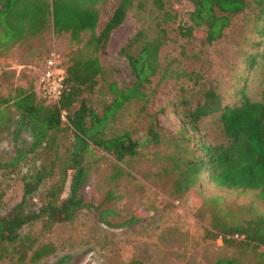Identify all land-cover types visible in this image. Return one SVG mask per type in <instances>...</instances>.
<instances>
[{
    "label": "rangeland",
    "instance_id": "1",
    "mask_svg": "<svg viewBox=\"0 0 264 264\" xmlns=\"http://www.w3.org/2000/svg\"><path fill=\"white\" fill-rule=\"evenodd\" d=\"M90 1L65 0L70 5L66 17L75 23L72 27L90 25L88 21L95 15ZM118 1L106 0L99 6L96 32L108 20ZM139 1L144 2L143 7L137 9L130 4L121 23L93 51L92 56L98 60L101 70L95 77L96 86L88 95L96 114L111 108L114 90L110 87L127 92L135 80L126 54H134L136 47L126 48L127 41L142 29L148 35L153 34L156 24L165 29V39L157 55L158 71L137 88L138 96L128 98L106 120L105 135L129 130L131 139L138 144L137 153L118 163L110 153L92 146L87 178L81 188L87 205L78 209L70 221L50 226L33 221L18 231L20 238H29L32 250L43 244H49L53 250L29 263L32 250L19 260L14 250L16 245L7 244L0 250V264H128L132 260L142 264H212L223 256H235L244 264H253L258 260V253L264 250L258 246L239 252L218 239L204 238V229H211L213 223H216L215 232L218 223L240 224L264 212L255 191L225 189L206 182L192 186L186 196H169L173 175L163 170L168 163L162 155L166 148L161 141L156 144L146 141L149 123L159 133L161 129L175 126L180 108L170 104V100L180 85L190 88L192 78L188 74L197 75L198 79L213 78L220 84L218 91L227 94L233 102L237 100L238 96L233 97L231 92L235 86L229 83L243 71L240 53L245 48L246 33L241 15L231 18L222 38L206 44L196 30L190 39L180 38L178 34L177 26L188 21L193 9L190 0H162L163 10L169 14L165 22L161 21L159 11L152 12L150 0ZM79 36L80 41L75 42L68 30L53 35L47 26L42 33L21 42H0V96L12 94L16 86L34 87L32 70L27 71L20 64L41 65L51 51L59 55L64 66L71 63L75 53L91 55L92 45L84 44L89 33L81 32ZM244 75L239 87L252 99L263 100L264 60H258ZM227 80L230 81L225 85ZM16 122L13 116L12 124L0 129V162H8L32 140L29 127H17ZM209 134L220 139L215 130ZM66 135L58 134L55 140L59 152ZM53 154L54 148L43 144L17 164L0 169V215L19 200L22 177L39 164H46ZM115 166L120 169L117 173H114ZM50 183V179L44 180L38 194ZM131 215L133 218L128 220Z\"/></svg>",
    "mask_w": 264,
    "mask_h": 264
},
{
    "label": "trees",
    "instance_id": "2",
    "mask_svg": "<svg viewBox=\"0 0 264 264\" xmlns=\"http://www.w3.org/2000/svg\"><path fill=\"white\" fill-rule=\"evenodd\" d=\"M74 1L70 0L71 3ZM105 1H90L95 15L88 21V27H72L75 23L66 17L70 5L65 0H0L1 44L21 42L50 26L53 35L68 30L70 39L75 42L80 41L79 33L88 32L84 44L92 45L91 55L75 53L68 66L60 60L65 77L57 102L46 104L30 86H16L12 94L0 96V129L9 127L14 116L17 127L27 125L32 134L28 147L17 150L8 162H0V169L17 164L27 153L43 144L54 148L53 157L46 164H39L22 177L19 200L0 215V250L7 244H15L19 260L26 258L28 251L32 250L29 238H20L18 234L23 225L33 221H41L44 226L67 222L78 209L87 205L81 188L87 178V160L93 155L92 146L110 153L118 163L137 153L138 144L131 139L129 130L121 129L105 135L106 120L128 98L138 96L137 88L158 71V50L166 32L156 24L153 34L148 35L142 29L127 41L126 48L136 47L134 54H126L135 80L127 92H117L111 86L110 89L114 90L111 108L101 115L96 114L88 101V95L97 84L95 77L101 70L98 60L92 56L93 51L121 23L130 4L137 9L144 5L139 0L134 4L132 0H119L108 20L96 32L99 6ZM190 1L193 9L188 21L177 26L180 38H193L191 33L196 30L200 40L210 44L222 38L232 17H242L243 32L246 33L245 48L240 53L243 71L229 83V86H235L231 88L233 97L238 98L235 102L229 100L227 94L218 91L220 84L213 78L203 76L198 79L197 75L188 74L192 78L190 88L180 85L170 100V104L180 108L175 126L161 129L162 133H159L149 123L146 141L153 144L161 141L166 148L162 155L168 163L163 170L173 175L169 196H186L192 186L210 182L220 188L255 191L264 206V89L261 91L263 100H255L239 87L245 71L258 60H264V0ZM149 4L152 12H161L158 14L165 22L169 14L163 10L162 0H150ZM213 130L220 139L210 136L209 131ZM62 133H67L66 142L59 152L55 140ZM115 168L114 173H117L120 169ZM46 179L51 180L50 185L38 194ZM131 218L132 215L128 220ZM215 225L204 229V238L215 240L220 236L224 246L239 252L264 247V212L240 224L218 223L213 232ZM233 233L242 234L243 238L224 236ZM52 250L49 244L34 248L28 256L29 263ZM128 264L142 263L132 260ZM212 264L244 263L235 256H223ZM253 264H264V250L258 253V260Z\"/></svg>",
    "mask_w": 264,
    "mask_h": 264
},
{
    "label": "built area",
    "instance_id": "3",
    "mask_svg": "<svg viewBox=\"0 0 264 264\" xmlns=\"http://www.w3.org/2000/svg\"><path fill=\"white\" fill-rule=\"evenodd\" d=\"M64 77L65 68L60 63L59 55L51 51L44 60V66L37 84V92L46 104L57 102L62 92ZM61 118H63V112ZM224 236L232 239L243 238L242 234L237 233L226 234ZM218 240H220V236H218Z\"/></svg>",
    "mask_w": 264,
    "mask_h": 264
},
{
    "label": "crops",
    "instance_id": "4",
    "mask_svg": "<svg viewBox=\"0 0 264 264\" xmlns=\"http://www.w3.org/2000/svg\"><path fill=\"white\" fill-rule=\"evenodd\" d=\"M44 60L42 61L41 65L38 64V63H25V64H20L19 67H22V68H25L27 71H29V69H31L32 71V75L31 77L33 78V90L35 91V93H38L37 92V84H38V79H39V76H40V73L42 71V68L44 66Z\"/></svg>",
    "mask_w": 264,
    "mask_h": 264
}]
</instances>
